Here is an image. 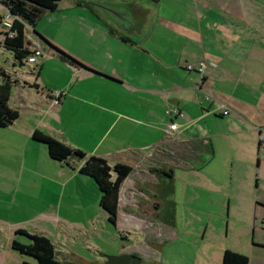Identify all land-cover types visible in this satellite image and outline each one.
I'll return each mask as SVG.
<instances>
[{
  "label": "rangeland",
  "instance_id": "374dc122",
  "mask_svg": "<svg viewBox=\"0 0 264 264\" xmlns=\"http://www.w3.org/2000/svg\"><path fill=\"white\" fill-rule=\"evenodd\" d=\"M102 1L78 0L82 6L61 9L62 3L69 2L63 0L55 11H44L34 29L77 60L79 56L89 57L106 69L114 67L117 72H125L126 83L135 88L109 81L103 94L121 101V112L136 105L142 115L153 113L152 119L164 120L161 124L165 137L169 107L164 103V41L171 31L176 32L174 25L191 14L188 0L179 3L177 0H112V4L116 3L113 6L125 14L122 16L125 21L118 19L120 15ZM102 18L113 23L112 27ZM99 30L108 36L104 38ZM3 33L5 29L0 27V68L11 76L21 81L37 80L38 91L44 95L48 86H59L68 80L70 72L63 67L68 62L51 55L55 51L44 43L42 56L34 62L14 65L12 54L1 45ZM120 34L134 38V43L125 42ZM98 50L113 56L104 60L97 56ZM72 90L66 106L76 108L74 97L78 93L75 88ZM59 115L67 137L78 145L88 146L87 126L83 122L79 124L73 110ZM50 120L51 116L45 119L56 128L55 119ZM221 128L222 125L215 124L211 130L221 131ZM120 133L125 135L123 131ZM170 133L174 135L177 131ZM92 140L96 141V137L92 136ZM230 140L215 134L213 154L205 164L193 160L191 151L186 152L185 160L172 158L176 152L167 148L162 153L164 159L160 160L171 175H164L157 182L153 178L149 180L153 188L144 198L145 204L127 211L126 215V210L120 208L115 224L108 221L106 212L99 206L100 193L93 178H88V186L70 184L63 189L61 184L43 178L25 177L26 171L16 183L15 179L6 181L5 177L4 185H0V264L35 263L32 256L11 248L13 238L28 242L26 237L14 235L17 228L45 235L59 258L71 264H92L96 255H118L122 250L137 253L143 264H214L209 260L214 258L221 243L246 249L253 242L254 221L256 226L264 228L263 217L253 212L244 199L251 196L248 192L255 187L257 165L254 162L250 166L241 160L243 152L235 151ZM36 143L47 153L43 144ZM152 158L149 156L147 162L155 164L157 158ZM47 198L55 215L46 222L37 216V207L45 206ZM156 200L159 204L155 209Z\"/></svg>",
  "mask_w": 264,
  "mask_h": 264
},
{
  "label": "crops",
  "instance_id": "0c3cea01",
  "mask_svg": "<svg viewBox=\"0 0 264 264\" xmlns=\"http://www.w3.org/2000/svg\"><path fill=\"white\" fill-rule=\"evenodd\" d=\"M62 2L60 0L59 5ZM112 2L103 0L101 3L112 7L120 15L118 19L125 21L122 17L125 14ZM78 3V0H69L60 7L75 9L82 6ZM187 6L191 14L186 20H179L174 25L176 32L171 31L164 41V103L169 108L177 107L181 113L168 118L169 123L173 118L175 130L167 129L164 137L161 124L164 120L152 119L153 113L142 115L136 105L121 112L122 102L103 94V88L109 81L135 87L126 83L125 72H117L114 67L106 69L89 57L79 56L84 67L63 65L70 72L68 80L59 86H48L45 95L38 91L40 83L37 80L21 81L10 75L17 82L9 104L18 109L19 116L10 126L0 128V185H4L5 177L6 181H21L26 171L25 177L43 178L61 184L63 189L70 184L88 186L90 177L80 174L71 162L65 165L52 160L32 140L31 133L39 129L59 140L63 137L61 141L79 147L88 155L100 156L111 165L123 163L132 167L120 185L118 221L120 208L126 210V215L127 211L144 205V198L153 188L149 180L153 178L157 182L164 176L158 169L164 170V162L160 159H164L162 153L167 148L201 140L211 145L213 154L216 134L231 139L235 151L243 152L240 159L247 165L253 166L256 162L255 187L248 192L251 196L244 199L246 205L253 207V212L264 219V143L259 144V137H264V0H188ZM84 7L90 9L87 5ZM102 20L112 27L113 23ZM99 32L104 38L108 36L103 30ZM120 36L125 42L134 43V38L126 34ZM39 44L45 50L42 42ZM51 55L59 58L55 52ZM97 56L106 60L113 55L108 57L99 51ZM199 61L206 63L203 72L196 70ZM32 83H37L38 87L30 89ZM73 88L78 93V97H74L76 108L66 106ZM55 92L61 93L57 103L53 102ZM221 104L228 109V114H222ZM70 109L79 124L83 122L87 126L88 146L76 144L67 137L66 128L62 129L59 113ZM49 116L50 122L55 119L56 128L45 121ZM215 124L222 125V130L213 132L211 128ZM170 131L177 133L172 135ZM92 136L96 141H91ZM206 155L210 159L209 154ZM149 156L157 158V162H147L151 159ZM45 192L46 198L47 188ZM49 201L47 198L45 206L39 204L37 207V216L46 222L53 220L55 215ZM157 201L153 202L155 209ZM252 233L254 243L246 249L224 242L218 245L214 258L209 261L221 264L223 251L229 249L248 256L249 264H264V228L256 226L254 221Z\"/></svg>",
  "mask_w": 264,
  "mask_h": 264
},
{
  "label": "trees",
  "instance_id": "16d2710c",
  "mask_svg": "<svg viewBox=\"0 0 264 264\" xmlns=\"http://www.w3.org/2000/svg\"><path fill=\"white\" fill-rule=\"evenodd\" d=\"M60 0H0L10 16L9 32L1 41L4 49L9 51L13 57V63L23 65L26 57L32 53L30 42L26 39L25 24L32 27L38 41L52 48L59 58L69 64L84 67V65L64 50L52 44L49 40L37 33L34 29L36 20L44 11H55ZM5 19V14L0 10V27ZM45 47V48H46ZM39 68L37 74L39 73ZM105 76V75H104ZM107 77V76H106ZM17 82L11 78L3 68H0V128L8 127L18 118L19 111L9 104L12 88ZM27 84L26 82H24ZM31 87H38L37 83L29 84ZM32 140L43 144L52 160L68 165L71 161L72 167L80 174L93 178L99 193V206L106 212L107 219L115 224L119 203V189L122 181L130 174L132 167L123 163L109 164L104 158L97 155H88L81 149L69 145L39 129L31 133ZM173 140V139H172ZM173 143V142H171ZM259 144L261 141L259 140ZM171 150L176 152L173 157L186 159L187 151L192 152L193 160L204 164L208 159L204 154H212L211 145L208 142L189 141L185 145L176 147L171 145ZM169 170V169H168ZM158 169L160 174L171 175L170 171ZM15 236H24L27 243L20 242L16 238L11 241V248L19 253L32 256L35 263L23 262L22 264H71L69 261L60 259L56 253L55 246L45 235L37 232H29L23 228L14 230ZM221 264H249L248 256L229 249L222 254Z\"/></svg>",
  "mask_w": 264,
  "mask_h": 264
},
{
  "label": "built area",
  "instance_id": "2783aa9c",
  "mask_svg": "<svg viewBox=\"0 0 264 264\" xmlns=\"http://www.w3.org/2000/svg\"><path fill=\"white\" fill-rule=\"evenodd\" d=\"M0 10L5 14V19L2 22V24H3L2 28L5 29L6 35L11 36L13 32L8 31V28L10 26L9 12L1 4H0ZM25 29H26V31H25L26 39L31 43L29 47H30V50L32 51V53L26 57V62H34L37 57L42 56V54H43L42 47L39 44L40 42L34 36V33L32 31V27L29 24H25ZM205 67H206L205 61H199L197 64L196 70L199 72H203ZM60 95H61L60 92L54 93V101H53L54 103H57V100L60 97ZM221 106L224 107V105H222V104H221ZM228 112H229L228 109L224 107V109L222 110V114L226 115V114H228ZM166 114L169 117H173V115H177V114H181V113L179 112L177 107H171V108H168L166 110ZM176 128H177V126L174 123L173 118H171V121L168 125V129L169 130H175ZM259 140L261 141V143H264V137L263 136H260ZM263 225H264V223H263Z\"/></svg>",
  "mask_w": 264,
  "mask_h": 264
},
{
  "label": "flooded vegetation",
  "instance_id": "af4514ba",
  "mask_svg": "<svg viewBox=\"0 0 264 264\" xmlns=\"http://www.w3.org/2000/svg\"><path fill=\"white\" fill-rule=\"evenodd\" d=\"M118 255L121 256L110 262H107L105 257L96 255L92 264H143L141 257L133 251L122 250Z\"/></svg>",
  "mask_w": 264,
  "mask_h": 264
},
{
  "label": "water",
  "instance_id": "95a60500",
  "mask_svg": "<svg viewBox=\"0 0 264 264\" xmlns=\"http://www.w3.org/2000/svg\"><path fill=\"white\" fill-rule=\"evenodd\" d=\"M34 36H35L37 39H39L38 36H37L36 34H34ZM70 162H71V161H70ZM100 256L105 257V258H106V261H107V262H110V261H113L114 259L120 257L121 255H106V254H100Z\"/></svg>",
  "mask_w": 264,
  "mask_h": 264
}]
</instances>
